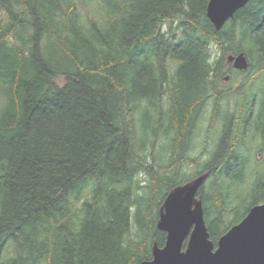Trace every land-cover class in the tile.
I'll return each mask as SVG.
<instances>
[{
    "label": "trees",
    "instance_id": "trees-1",
    "mask_svg": "<svg viewBox=\"0 0 264 264\" xmlns=\"http://www.w3.org/2000/svg\"><path fill=\"white\" fill-rule=\"evenodd\" d=\"M208 2L0 0V264L149 261L200 176L214 245L264 203V0Z\"/></svg>",
    "mask_w": 264,
    "mask_h": 264
},
{
    "label": "water",
    "instance_id": "water-1",
    "mask_svg": "<svg viewBox=\"0 0 264 264\" xmlns=\"http://www.w3.org/2000/svg\"><path fill=\"white\" fill-rule=\"evenodd\" d=\"M250 0H209L206 17L220 30L234 12ZM238 71H246L244 53L228 55ZM228 77L225 78V81ZM204 176L192 181L181 196L166 198L158 228L166 233L163 248H154L152 258L142 264H264V203L255 205L217 243L209 240L197 192Z\"/></svg>",
    "mask_w": 264,
    "mask_h": 264
},
{
    "label": "rangeland",
    "instance_id": "rangeland-1",
    "mask_svg": "<svg viewBox=\"0 0 264 264\" xmlns=\"http://www.w3.org/2000/svg\"><path fill=\"white\" fill-rule=\"evenodd\" d=\"M97 3V2H96ZM93 4H95V3H93ZM96 6L95 5H91L90 6V8L89 7H83V8H81V12L85 15V16H88L89 18H96V17H94L93 16V12L94 11H96V13H97V15L99 14L98 13V9H96ZM240 80H241V76L239 77H237V79L235 80L236 82H234L232 85H230V87L231 88H235V89H237L238 88V86L240 85ZM233 106H234V104L233 103H230L229 104V108L230 109H232L233 108ZM220 122L218 121L217 123H216V125H215V127L214 128H211V131L212 132H216L217 131V129H220ZM205 128V127H204ZM213 129V130H212ZM211 131H209L208 132V136H210V138L212 137L214 140H212L211 141V139L210 140H208L210 143H209V146H208V149L209 150H212V148H213V146L215 145V142L217 141V139H216V137H215V135L214 134H211ZM218 132L220 133V130H218ZM218 132H217V135H218ZM204 133H206V128H205V131H202V135L204 134ZM206 135V134H205ZM191 183H192V181L191 182H189V183H187L186 185H184L182 188L181 187H178V188H176V189H174L172 192H171V197H174L175 195L176 196H181V194L183 195L186 191H187V189H188V187L191 185ZM195 205H197V203H198V200H196L195 202ZM161 211H162V209H161ZM214 245V244H213Z\"/></svg>",
    "mask_w": 264,
    "mask_h": 264
}]
</instances>
